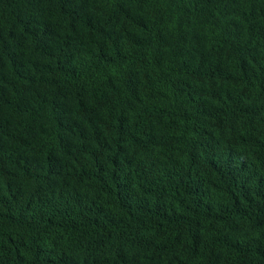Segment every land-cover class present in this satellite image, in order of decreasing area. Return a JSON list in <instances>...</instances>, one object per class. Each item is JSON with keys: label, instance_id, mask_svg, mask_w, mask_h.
<instances>
[{"label": "trees", "instance_id": "16d2710c", "mask_svg": "<svg viewBox=\"0 0 264 264\" xmlns=\"http://www.w3.org/2000/svg\"><path fill=\"white\" fill-rule=\"evenodd\" d=\"M0 264H264V0H0Z\"/></svg>", "mask_w": 264, "mask_h": 264}]
</instances>
